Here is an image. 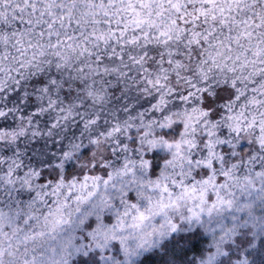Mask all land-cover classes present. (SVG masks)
I'll list each match as a JSON object with an SVG mask.
<instances>
[{
	"label": "snow or ice",
	"instance_id": "1",
	"mask_svg": "<svg viewBox=\"0 0 264 264\" xmlns=\"http://www.w3.org/2000/svg\"><path fill=\"white\" fill-rule=\"evenodd\" d=\"M0 264H264V0H0Z\"/></svg>",
	"mask_w": 264,
	"mask_h": 264
}]
</instances>
